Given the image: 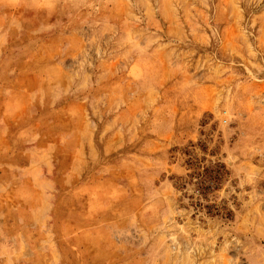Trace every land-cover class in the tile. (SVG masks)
Wrapping results in <instances>:
<instances>
[{
    "label": "rangeland",
    "instance_id": "obj_1",
    "mask_svg": "<svg viewBox=\"0 0 264 264\" xmlns=\"http://www.w3.org/2000/svg\"><path fill=\"white\" fill-rule=\"evenodd\" d=\"M0 264H264V0H0Z\"/></svg>",
    "mask_w": 264,
    "mask_h": 264
}]
</instances>
